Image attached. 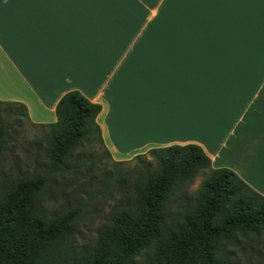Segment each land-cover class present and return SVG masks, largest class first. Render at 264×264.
Masks as SVG:
<instances>
[{
    "label": "crops",
    "instance_id": "0c3cea01",
    "mask_svg": "<svg viewBox=\"0 0 264 264\" xmlns=\"http://www.w3.org/2000/svg\"><path fill=\"white\" fill-rule=\"evenodd\" d=\"M0 0V101L78 91L112 160L197 145L264 197V0Z\"/></svg>",
    "mask_w": 264,
    "mask_h": 264
},
{
    "label": "trees",
    "instance_id": "16d2710c",
    "mask_svg": "<svg viewBox=\"0 0 264 264\" xmlns=\"http://www.w3.org/2000/svg\"><path fill=\"white\" fill-rule=\"evenodd\" d=\"M100 110L78 91L59 99L56 121L37 125L46 129L47 172L63 170L77 149L94 141L111 158L96 124ZM2 114L7 119L0 124V159L13 123L36 125L20 103L0 101ZM147 154L135 177L119 175L121 190L133 187V194L108 213L94 243L81 251L80 264H134L141 255L143 264H234L229 246L264 235V197L231 170L212 169L199 146L171 145ZM199 173L204 178L188 192ZM48 182L47 174L25 176L0 192V264H44L50 249L71 238L79 209L46 216L41 198Z\"/></svg>",
    "mask_w": 264,
    "mask_h": 264
},
{
    "label": "rangeland",
    "instance_id": "374dc122",
    "mask_svg": "<svg viewBox=\"0 0 264 264\" xmlns=\"http://www.w3.org/2000/svg\"><path fill=\"white\" fill-rule=\"evenodd\" d=\"M178 1V0H176ZM186 5L191 0H180ZM175 0H167L168 7ZM3 114L0 124H3ZM13 122V121H11ZM46 129L31 125L24 120L18 127L12 124L6 153L0 159V192L16 179L25 176L47 174L49 182L41 198V208L46 216H52L68 208H78L71 238L58 242L46 253L44 264H80V253L90 247L108 213L126 202L133 194V187L121 190L122 174L136 172L142 166L139 161L149 159L148 154L140 159H130L116 164L103 153L98 141L77 149L69 165L59 172H47L43 153L46 148ZM154 168V165H150ZM119 173L118 175H116ZM131 177V176H130ZM203 173L196 174L188 192L197 190ZM179 203V202H177ZM176 203V204H177ZM227 253L234 264H264V235L255 242L242 241L229 246ZM145 256L135 259L134 264H143Z\"/></svg>",
    "mask_w": 264,
    "mask_h": 264
},
{
    "label": "snow or ice",
    "instance_id": "6c2138e0",
    "mask_svg": "<svg viewBox=\"0 0 264 264\" xmlns=\"http://www.w3.org/2000/svg\"><path fill=\"white\" fill-rule=\"evenodd\" d=\"M80 2H89V0H80ZM233 3H247L249 0H230Z\"/></svg>",
    "mask_w": 264,
    "mask_h": 264
}]
</instances>
